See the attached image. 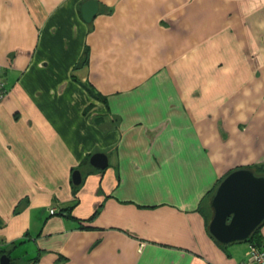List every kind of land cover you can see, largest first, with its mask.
Wrapping results in <instances>:
<instances>
[{"label": "crops", "instance_id": "1", "mask_svg": "<svg viewBox=\"0 0 264 264\" xmlns=\"http://www.w3.org/2000/svg\"><path fill=\"white\" fill-rule=\"evenodd\" d=\"M84 1L0 0V256L245 261L207 226L218 182L264 161V0H96L89 23Z\"/></svg>", "mask_w": 264, "mask_h": 264}, {"label": "water", "instance_id": "2", "mask_svg": "<svg viewBox=\"0 0 264 264\" xmlns=\"http://www.w3.org/2000/svg\"><path fill=\"white\" fill-rule=\"evenodd\" d=\"M98 12L96 0H85L80 6L81 18L89 23ZM89 164L98 170L107 167V156L94 153ZM79 169L71 173L73 185L81 183ZM212 215L208 233L223 245L246 241L264 221V176L256 175L250 168H236L228 172L217 184L210 201ZM0 264H11L6 254Z\"/></svg>", "mask_w": 264, "mask_h": 264}, {"label": "trees", "instance_id": "3", "mask_svg": "<svg viewBox=\"0 0 264 264\" xmlns=\"http://www.w3.org/2000/svg\"><path fill=\"white\" fill-rule=\"evenodd\" d=\"M87 60H88V48L87 47H85V49H84V51H83V53H82V55H81V57H80V60L75 64V67H78L80 64H83V63H85V62H87ZM87 89H88V91L91 93V95H92V97H94V98H99V99H101V100H103V101H106V99L103 97V96H101L100 94H98V93H95L94 92V90L91 88V87H87V86H85ZM236 168H250L252 171H253V173L254 174H256V175H262V176H264V161H262L261 163H259V164H255V165H252V166H246V167H235L234 169H236ZM77 169V168H76ZM79 186H80V184L79 185H73L72 186V191H73V195H76V193H77V191H78V189H79ZM215 190V189H214ZM213 190V191H214ZM210 194H211V192H210ZM76 198V197H75ZM74 200V199H73ZM75 201L76 200H74V203H72V204H67V205H64V206H62V208L59 210V214H62V212L63 213H65L66 215H68V216H70L71 215V211L73 210V208L76 206V204L77 203H75ZM73 202V201H72ZM54 208V207H53ZM55 209V208H54ZM96 212L97 211H95V213L91 216V217H89L87 220H92V218H93V216L96 214ZM55 213H57L56 212V210H55ZM54 213V214H55ZM264 224V221H262V223L252 232V234L250 235V237L246 240V242H247V244H253V245H255V246H257V247H261V248H263L264 249V244H262L263 243V241H262V236H261V227H262V225ZM23 241L22 240H20V241H18L17 243L18 244H20V243H22ZM218 245H220V246H223V244H220L219 242H217V241H215ZM15 244H16V242H15ZM246 259V257L243 259V260H245ZM13 260H11V264H17V263H14V261L12 262Z\"/></svg>", "mask_w": 264, "mask_h": 264}, {"label": "built area", "instance_id": "4", "mask_svg": "<svg viewBox=\"0 0 264 264\" xmlns=\"http://www.w3.org/2000/svg\"><path fill=\"white\" fill-rule=\"evenodd\" d=\"M5 93L6 89L4 83L0 81V98L3 97ZM49 213L54 214L55 209L53 207L49 208ZM239 264H264V249L253 244H248L246 260Z\"/></svg>", "mask_w": 264, "mask_h": 264}, {"label": "rangeland", "instance_id": "5", "mask_svg": "<svg viewBox=\"0 0 264 264\" xmlns=\"http://www.w3.org/2000/svg\"><path fill=\"white\" fill-rule=\"evenodd\" d=\"M214 190V189H213ZM213 190H211V192H213ZM210 200H211V198H210ZM243 244V243H242Z\"/></svg>", "mask_w": 264, "mask_h": 264}]
</instances>
